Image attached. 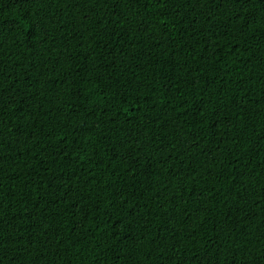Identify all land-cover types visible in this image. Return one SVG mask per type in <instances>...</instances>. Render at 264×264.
<instances>
[{"label":"trees","instance_id":"obj_1","mask_svg":"<svg viewBox=\"0 0 264 264\" xmlns=\"http://www.w3.org/2000/svg\"><path fill=\"white\" fill-rule=\"evenodd\" d=\"M0 264H264V0H0Z\"/></svg>","mask_w":264,"mask_h":264}]
</instances>
